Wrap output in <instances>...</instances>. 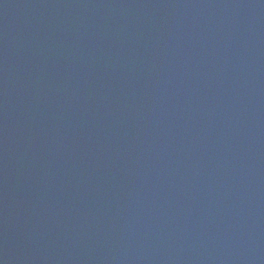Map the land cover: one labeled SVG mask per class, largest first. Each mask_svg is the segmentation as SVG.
Here are the masks:
<instances>
[{"label":"water","instance_id":"1","mask_svg":"<svg viewBox=\"0 0 264 264\" xmlns=\"http://www.w3.org/2000/svg\"><path fill=\"white\" fill-rule=\"evenodd\" d=\"M0 264H264V0H0Z\"/></svg>","mask_w":264,"mask_h":264}]
</instances>
